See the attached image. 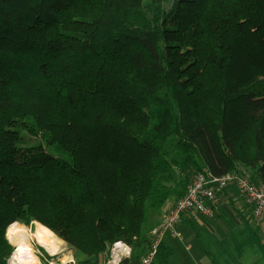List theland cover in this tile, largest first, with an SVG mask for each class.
<instances>
[{"label":"trees","instance_id":"trees-1","mask_svg":"<svg viewBox=\"0 0 264 264\" xmlns=\"http://www.w3.org/2000/svg\"><path fill=\"white\" fill-rule=\"evenodd\" d=\"M239 168L264 185V0H0V264L30 217L138 264L195 175Z\"/></svg>","mask_w":264,"mask_h":264},{"label":"crops","instance_id":"crops-1","mask_svg":"<svg viewBox=\"0 0 264 264\" xmlns=\"http://www.w3.org/2000/svg\"><path fill=\"white\" fill-rule=\"evenodd\" d=\"M178 225L182 239L166 234L162 240L171 251L167 264H264V219L257 225L247 221L233 203L212 218L189 212Z\"/></svg>","mask_w":264,"mask_h":264},{"label":"built area","instance_id":"built-area-1","mask_svg":"<svg viewBox=\"0 0 264 264\" xmlns=\"http://www.w3.org/2000/svg\"><path fill=\"white\" fill-rule=\"evenodd\" d=\"M238 198L241 199V203ZM232 203L247 221L259 224L264 219V185L252 182L250 174L244 168L220 177L207 172L195 175L183 196L164 212L162 220L150 231V248L140 258L138 264H143L145 259H150L152 264L154 257L150 258L149 253L153 251L156 253L157 246L166 234L182 239L178 224L185 214L192 212L212 218L220 207Z\"/></svg>","mask_w":264,"mask_h":264},{"label":"clouds","instance_id":"clouds-1","mask_svg":"<svg viewBox=\"0 0 264 264\" xmlns=\"http://www.w3.org/2000/svg\"><path fill=\"white\" fill-rule=\"evenodd\" d=\"M3 239L10 249L4 257L5 264H82L87 259L84 253L74 255L73 245L35 217L27 218V222L20 218L11 220L4 227ZM133 251V246L124 240H113L106 264L131 260ZM154 256L155 251L149 253L150 258ZM143 264H150V259Z\"/></svg>","mask_w":264,"mask_h":264},{"label":"rangeland","instance_id":"rangeland-1","mask_svg":"<svg viewBox=\"0 0 264 264\" xmlns=\"http://www.w3.org/2000/svg\"><path fill=\"white\" fill-rule=\"evenodd\" d=\"M39 141V138H36V137H28V136H26L25 137V143L27 144V145H33V144H35V143H37ZM163 213V212H162ZM164 215V214H163ZM162 218H163V216H162ZM162 218H161V220H162ZM161 220H159V221H161ZM155 226H153V228H154ZM152 228V229H153ZM41 251H43L42 249H41ZM109 258V255H107V256H105V262H103L102 264H106V261H107V259Z\"/></svg>","mask_w":264,"mask_h":264}]
</instances>
